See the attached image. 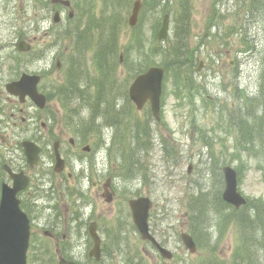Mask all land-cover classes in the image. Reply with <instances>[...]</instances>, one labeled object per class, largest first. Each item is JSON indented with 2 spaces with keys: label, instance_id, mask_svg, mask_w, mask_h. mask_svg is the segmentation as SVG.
<instances>
[{
  "label": "rangeland",
  "instance_id": "374dc122",
  "mask_svg": "<svg viewBox=\"0 0 264 264\" xmlns=\"http://www.w3.org/2000/svg\"><path fill=\"white\" fill-rule=\"evenodd\" d=\"M50 1H47L49 6ZM133 1L128 0L117 11L120 24L119 54L115 57L113 73L108 82L91 61L96 42L101 39V29L98 27L104 28L101 16L107 20V16L100 11L101 0H82V6L89 8L86 17L76 19L73 16L66 26L53 28L54 34L57 29L64 36L61 41L53 42L45 65L36 64L35 58L29 55L20 58L24 71H40L49 75L44 76L43 89L46 91L47 85V91L52 88L56 94L47 103L53 118L54 140L61 136L64 145H67L68 138L75 140L72 132L75 123L76 127L92 132L84 144L94 151V154L87 156L79 148L78 154L75 152V159L68 158L64 174L71 173L72 179L59 188V178L55 176L51 181L52 186L40 184L41 180L47 178H39L41 170L36 172L35 177H30L26 191L30 196L25 198L24 194L20 200L21 210L30 221L31 249L39 244L45 246L50 253L45 256L48 260L46 264H54L57 260L54 253L56 242H44L42 228L37 226L49 219L52 225L58 223L59 231L55 235L64 254H73L80 264H92L87 258L91 242L78 232L81 219L84 222L88 220L87 226L96 222L97 232L102 242L106 243L102 247L101 262L96 264H236L234 260L237 257V264H244L246 254L240 250V230L236 222L227 217L221 219L223 214L229 212L226 207L221 210L207 208L209 220L205 227L209 234L201 239L204 248L197 253L191 255L183 249L180 233L190 223L185 215L191 195L201 189L209 193L213 200L215 190L220 193L223 186L221 169L230 166L236 170L239 158L243 166L239 172L238 190L248 199V209L252 208L254 201L264 203V164H257L246 153L237 154L238 132L232 128L228 118L230 110L237 103L244 105L245 96L256 95L259 53L264 54V17L248 14L244 8L245 0H189L186 44L190 52L188 70L192 72L189 76L184 73V77L192 81L187 83L189 89L185 90L174 75L167 74L163 83L165 93L161 96V120L152 122L145 113L147 110L136 111L128 99L127 88L135 76V68L142 66V70H146L163 65L164 54L161 51L171 45L174 23L170 20L166 41H156L163 17L160 11L164 9L152 0H142L137 25L132 30L127 20ZM6 2L0 1L4 27L8 29L11 23H15L21 32L32 29L36 21L34 15L38 13V0H21L20 4L11 2L16 5L12 15L5 14ZM172 2L170 0V4H164L169 15L173 9ZM52 8L60 12L64 24L67 15L74 11L72 8V11L64 10L60 5ZM27 19L32 23L25 25ZM90 19L94 23L93 27L86 28L91 29L86 34L89 33L92 42L87 64L85 68H80L83 62L77 60L80 80L77 90L65 100L58 87L64 83V76L66 78L68 75V61L75 59L71 37L74 39L73 32L80 33L84 28L81 23L84 20L87 23ZM2 33L5 34V30ZM135 36H138V42L130 47L132 58L126 62V69L119 58L122 61L125 59V53ZM35 37L44 38L41 34ZM242 39L247 40L250 47L254 45L255 51L246 53ZM38 42L31 41L40 49ZM199 63L201 66L197 69ZM240 90L244 93L241 94ZM101 92L108 97L115 94L114 108L110 102L112 99L104 108L105 97L100 95ZM114 112L119 116L117 124ZM236 116L240 118L241 114ZM233 123H236L234 119ZM236 124L239 126V123ZM142 127L149 133L148 144L145 143L146 137L145 142L139 143L131 138L133 132H138ZM134 159L141 164L140 168L133 164ZM48 169L51 174L52 168L48 166ZM126 170H129L127 174ZM47 190L50 193L44 195ZM51 194L54 195V202L50 200L53 197ZM136 197L151 200L149 226L160 243L171 251L173 257L170 261H163L151 247L138 239L127 205L128 200ZM33 199H36V203L30 207ZM55 202L59 207L56 215L64 217L66 214L67 224H63L61 218L60 223L55 213L48 209ZM84 204L88 207L83 209ZM70 217L75 220L73 225ZM63 236L66 237L65 241H61ZM254 236L258 264H264V231L262 234L252 232L249 237L253 239ZM124 247H128L129 251L124 252ZM28 262H31L30 256Z\"/></svg>",
  "mask_w": 264,
  "mask_h": 264
},
{
  "label": "trees",
  "instance_id": "16d2710c",
  "mask_svg": "<svg viewBox=\"0 0 264 264\" xmlns=\"http://www.w3.org/2000/svg\"><path fill=\"white\" fill-rule=\"evenodd\" d=\"M128 0H102L101 13L104 16H107V20L101 16L102 25L98 28L101 29V39L96 42L95 50L93 53V64L96 67L97 71L105 77L107 74V82L109 77L112 75L113 70L112 66L115 64V57L119 51V30L120 24L117 18V11L122 7L123 4L127 3ZM155 4H159L160 0H152ZM165 4H168L170 0H166ZM164 4V3H163ZM170 4V3H169ZM173 6L172 9V21L174 23L173 39L171 45L164 49V62L163 68L167 73L174 74L176 77L181 79L182 88L185 90L189 89V80L190 78H185V75L189 76V73L192 72L190 67V52H188L187 39L189 32V19H190V7L189 0H173L171 3ZM244 8L248 14L261 15L264 17V0H245ZM88 9H85V14H89ZM85 15V16H86ZM108 22V23H107ZM94 20H88L85 23L84 29L76 35H74V43L76 48L73 47V54L75 59L70 58L68 61L69 72L65 78V83L58 87L59 92L63 93L62 98H70L71 94L77 90V84L80 80L79 77V68H77V60L81 59L83 65L86 64V55L87 51L92 45L91 38L87 31H90L93 27ZM83 36V38H82ZM249 36H246V38ZM138 42V36H135L131 44L129 45L126 53L125 59L123 61L124 65L126 62L131 60L132 55L130 53V47L133 43L135 45ZM242 46L246 49V53L255 51V46H249V42L245 39L241 40ZM167 59V61H166ZM260 63L258 64V73L256 78V87H255V96L248 97L245 96V103H237L234 109L230 110L228 115L229 122L233 129H237V142H236V152L238 155L246 153L247 157L253 158L256 160L257 164H264V54L259 53ZM118 64H116V67ZM142 66L134 69L136 73H141ZM188 70V73H187ZM188 83V84H187ZM240 93H244L243 90H240ZM100 95H104L102 92ZM114 96L108 97L107 94L104 95L105 99L103 100V106L106 108L109 103V99H112L113 108ZM98 109L99 107H94ZM102 108V107H101ZM121 111V110H120ZM122 112V111H121ZM123 113V112H122ZM237 114H241L240 118L237 117ZM233 119L236 123H239V126L236 123H233ZM115 123H118L119 116L114 112ZM147 141L145 142V139ZM131 138L135 139L136 143L145 142L148 144L149 133L143 127L137 131L133 132ZM144 140V141H142ZM134 159L133 164L139 167V163ZM141 166V165H140ZM242 165V160L239 158L238 168ZM128 168H131L128 166ZM129 170H126V174ZM213 194V200L210 197L209 193H204L201 189L197 191L196 194H192L188 199L187 207L189 209V233L193 236L197 246L199 248H204L202 246L201 239H205L209 234L206 230L205 224L208 222L207 208L211 210H221L224 207V203L221 202L220 193L216 189ZM212 200V201H211ZM252 208L248 209L249 203L246 207L240 210H234L230 208L229 212L223 214L221 219L229 218L234 220L240 230V250L241 253L246 254V259L244 264H258L257 255L255 252V236L253 239L251 236L252 232H257V234H262L264 231V203L261 201H254ZM243 211L245 215L243 214ZM208 241V238H207ZM264 246V243L262 242ZM264 251V247H263ZM48 250L45 249L43 252L41 248L33 249V261L31 264H40L42 257L46 256ZM41 254V255H40ZM41 256L40 259L38 256ZM259 256V255H258ZM259 258V257H258ZM257 260V261H256ZM254 261H256L254 263Z\"/></svg>",
  "mask_w": 264,
  "mask_h": 264
},
{
  "label": "flooded vegetation",
  "instance_id": "af4514ba",
  "mask_svg": "<svg viewBox=\"0 0 264 264\" xmlns=\"http://www.w3.org/2000/svg\"><path fill=\"white\" fill-rule=\"evenodd\" d=\"M6 1L7 11L5 14L12 15V12L16 9V5L11 4V2H14L15 4L18 2L20 4L21 0ZM47 1L48 0H38V13L34 15L36 20L35 24L33 25V28L29 29L26 33H24V31L21 32V29L17 28L15 23H11L8 29L5 28V23L1 18L3 13L0 12V189L3 185L11 186L13 184V174L16 175L24 173L30 179V177L36 176V172L38 170H41L40 179L47 177L43 179V181L41 180V184H52L51 181L53 180V176L58 177L60 181H63L65 178L70 180V173H66V177L64 178V170L54 172L55 144L60 158L64 161V165L65 162L68 161L69 157L75 159V152L78 154L77 149L79 148H81L82 153L87 156H90L91 153L94 154V151L89 147V145L84 144L85 140L82 138L81 134L76 131L75 128L77 125L75 123L73 136L76 141L73 138H68L66 142L67 145H64L61 136L60 138L54 140L53 118L52 114L49 113L48 105L44 109H38L27 96L22 98L20 96L10 95L7 92V86L9 84L18 82L23 75H28L37 76L39 78L36 88H38V93L45 97V101L47 98L46 96L50 99L53 97V90L52 88H49L47 91V85L45 92L39 90V87L42 90L44 85V76L49 75L40 71L26 72L23 70L24 67L20 62V58L22 56L29 55L33 59L35 58L36 64L41 63L45 65L53 46V28H61L62 26H66L68 23L66 21L65 24L61 22L57 25L53 24L52 16L55 13V10L52 8L53 5H47ZM64 10L68 9L64 8ZM30 23L32 22L28 19L24 22L25 25ZM4 30L5 34L2 33ZM36 34H41L44 38L37 39L35 37ZM23 37L30 39H24ZM31 41H39L38 44L40 45V49H37L35 44H32ZM20 43L26 44L28 48H26V46H20L19 49L18 45ZM22 49L26 50L22 51ZM37 54L40 55L39 59H37ZM86 133H88V136L92 135V132H90L89 129ZM26 142L32 143L40 149L38 153V161L33 166H29L26 162L24 149L22 148V144ZM77 160L80 159L77 158ZM48 166L52 168L51 174ZM106 187H108V184ZM26 191L27 190L19 192L17 197L21 199L24 194L25 198L30 196ZM54 201L55 199L53 198L51 202ZM33 203H36V199H33L30 202V207L34 205ZM48 209H51L55 213L59 222L62 219V223L67 224L65 218L66 214L64 217H61L59 214L56 215V212L59 210L57 202L48 207ZM66 212L67 209L64 210V213ZM69 220L72 225L75 223V220L72 219V217H70ZM79 220L81 224L79 225L78 232L82 233V235L88 239L89 242L93 243L89 234V224L87 226L83 220ZM87 221L88 220H86V222ZM37 226L42 228V236L50 241H55V245L60 247L58 239L55 235V232L59 231L58 223L52 225V220L49 221V219H47L45 223ZM93 230L99 236L97 232V224ZM65 240L66 237L63 236L61 241ZM105 245V241L102 242V239L100 238V248ZM89 250L87 252V258L89 260H93V258H90L88 255ZM100 255H102V250ZM67 258L69 260L78 261L73 254L68 255Z\"/></svg>",
  "mask_w": 264,
  "mask_h": 264
},
{
  "label": "water",
  "instance_id": "95a60500",
  "mask_svg": "<svg viewBox=\"0 0 264 264\" xmlns=\"http://www.w3.org/2000/svg\"><path fill=\"white\" fill-rule=\"evenodd\" d=\"M52 3H57L66 7L69 5L67 1L61 0H53ZM139 8V1L134 2L131 15L128 19V24L131 27L136 23ZM54 22H58L57 14L54 16ZM166 32L167 17H164L162 27L157 34V39L162 40L165 38ZM19 46H21V44ZM162 78L163 71L161 69L150 68L145 73L135 77L128 89L129 98L133 101L138 110L142 108L145 101L149 100L152 115L156 120L158 119L159 114V97L161 93ZM25 81L26 80H21L16 88L23 91L24 94H27L38 108H43L45 103L44 99L37 94L35 89L37 79L32 80L30 87L24 86ZM10 91L15 93L14 89H10ZM32 147V144L25 145V152L26 150L28 152L25 154L29 164L36 162L38 152L37 148L35 149ZM55 156L56 166H58L61 162L57 157V153H55ZM59 167L61 166L59 165ZM222 172L224 177V189L221 195L222 200L238 209L245 204V200L237 192L235 173L229 167L223 168ZM16 182L12 190L7 187L2 188L0 200V264H25L26 261L29 227L25 215L22 214L18 208V201L15 199V193L18 190L23 189L26 186L27 181L25 179L21 180L17 187ZM150 206V201L145 198L131 200L129 202V208L131 210L133 223L142 240L150 242L157 249L162 258L170 259V252L161 248L148 232L147 216ZM182 241L189 252L193 253L195 251V247L187 235H182ZM95 243H98L96 239ZM59 264L70 263L60 260Z\"/></svg>",
  "mask_w": 264,
  "mask_h": 264
}]
</instances>
